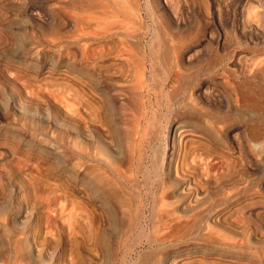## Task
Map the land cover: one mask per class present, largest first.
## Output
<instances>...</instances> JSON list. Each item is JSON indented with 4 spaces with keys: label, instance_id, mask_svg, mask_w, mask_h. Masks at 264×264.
<instances>
[{
    "label": "bare ground",
    "instance_id": "6f19581e",
    "mask_svg": "<svg viewBox=\"0 0 264 264\" xmlns=\"http://www.w3.org/2000/svg\"><path fill=\"white\" fill-rule=\"evenodd\" d=\"M145 3L58 0L50 6L53 13L46 4L26 10L28 17L43 11L60 44L71 45L63 53L73 56L74 103L63 104L62 115L51 104H29L23 97L7 104L1 92L0 106L21 113L22 127L35 110L49 123L35 125L36 141L52 151L71 152V185L79 205L75 218L85 213L92 220L89 225L98 219L102 225L114 213L112 217H122L124 229L128 221L123 217L131 213L124 202L132 200L133 190L138 195L146 190L156 207L152 223L161 242L154 239L158 245L147 264H264V208L257 205L259 194L257 199L251 181L236 176L235 147L228 141L243 130L245 160H264V0H235L236 46L230 55L217 52L211 59L205 56L225 44L214 38L209 22L202 26V19L190 15L187 1ZM221 5L216 6L219 15ZM8 15L3 24L18 26L15 15ZM70 24L80 27L67 33ZM243 42L261 48L248 53L240 48ZM60 129L63 137L57 135ZM150 170L154 191L140 181ZM5 184L9 196H0V207L7 208L8 197L15 195L23 214H31L23 186L9 179ZM82 195L90 207L78 200ZM106 239L104 232L93 231L96 264H115L117 248H110ZM38 245V257L55 259V251Z\"/></svg>",
    "mask_w": 264,
    "mask_h": 264
},
{
    "label": "rangeland",
    "instance_id": "374dc122",
    "mask_svg": "<svg viewBox=\"0 0 264 264\" xmlns=\"http://www.w3.org/2000/svg\"><path fill=\"white\" fill-rule=\"evenodd\" d=\"M146 1L141 0L143 7H145ZM185 1L188 2L190 15H196V20L197 18L202 19V26L209 22L210 32L213 33L214 38L225 44L223 49L208 53L205 59H211L217 52L221 55L225 53L230 55L236 46L235 25L232 23V5L235 0H223L222 5L221 0ZM185 1L181 0L182 3L179 4H185ZM7 2H10L9 5ZM57 2L58 0H0V94L2 92L1 95L5 97L7 104H10V99L23 97L24 100L26 99L25 101L31 102L29 104L36 102L51 104L53 112L58 111L65 115L64 105L74 103V82L70 72L73 56H70V53L66 51V54L63 53L65 46L70 48L71 45L68 46L66 42L60 44L59 38L53 34L55 25L52 27L44 22L43 19L46 15L42 13L43 11L40 14L36 13L35 16L28 17L26 15V10L28 11L32 7L43 9L45 4L46 8H49L53 13L52 7H55ZM159 2L164 5L165 0H159ZM216 4L222 6L221 12L223 13L220 15L216 12ZM228 7L230 13H228ZM205 11L208 14H205L207 13ZM5 12L12 16L15 15L16 19L13 18V22H18V26L3 24L6 18ZM221 14L223 15L221 16ZM193 17L192 20L195 19ZM195 22L194 20L191 27L197 25ZM74 26V24H70L65 27V32L71 33L80 27ZM261 29L264 30V22ZM55 37L57 38L55 39ZM148 39L150 40V38ZM60 45H63V48ZM240 48L250 53L261 47L258 48L255 44L245 45L243 42ZM81 66L83 65L81 64ZM81 66L80 68H82ZM219 89L223 91V86H220ZM28 114L30 115L28 126L22 127L24 121L20 120L21 113H18L10 105L6 109L0 106V196H3V193H9L4 192L8 179L20 183L23 186L24 197H26L23 199L29 200L28 203L32 209L31 214H23L15 195L8 197L7 208L0 207V264H96L94 256L96 257L98 254H96V248L90 239L93 236V231L95 234L99 230L104 232L108 238L106 240L109 247L117 248V253L113 257L115 264H147L150 258L149 254L157 244L154 239L158 240L160 236L154 233L156 230L153 227L156 207L151 203V197L145 195L146 190L143 188L142 192L139 191L144 196L141 197L143 200L140 199L138 191L133 190V197H130L132 202L130 200L127 204L124 202L129 213L131 212L129 215L127 212L125 218L123 217L124 222L126 221L125 224L128 221L124 229L121 228V221H119L122 217L114 216V218L112 217L114 213L109 216L111 219L108 217L110 221L108 219L104 221V218L101 221L102 225H99V219L97 224L89 225L92 220L87 218L85 213L81 214L83 216L79 215L78 218L77 216L75 218L73 214L78 203H75L77 200L74 198L75 194L71 185L74 173L72 154L69 157L70 151L65 148H55L59 150L55 155V149L52 151V149L41 145L39 141L37 142L32 132L37 131L38 121L43 127L48 126L49 123L45 120L42 121L41 115H36L35 110H30ZM12 121L18 124L14 125L11 123ZM242 124L245 126V121H242ZM62 134H65V130H58L57 135L63 137ZM228 141L235 147L234 152H236L237 160L234 171L236 176L243 175L245 180L251 181V183L249 182L250 187L254 186V189L251 188V190L255 192L257 188L255 195L257 199L259 194V199L256 200L257 205L264 208L263 158L259 157L263 162L256 160L251 161L253 163H248L249 161L245 160L248 155L247 152L244 153L243 149L245 142L243 130L236 132V136L232 133ZM258 149L256 152H259ZM116 157H114L115 160L121 159L120 156ZM153 180L152 170L147 171L145 176H140L142 185H149L147 189L152 191L156 186V182L154 184ZM152 193H150L151 196ZM83 196H79L78 200L90 207V202ZM141 200L144 201L143 204ZM136 209H138L137 212ZM20 217L23 219L21 220ZM262 235L264 236V233ZM34 239L35 241H33ZM35 244L55 251V259L38 257ZM118 250L122 253H118ZM126 250L130 252L127 256ZM109 264H113V260Z\"/></svg>",
    "mask_w": 264,
    "mask_h": 264
}]
</instances>
